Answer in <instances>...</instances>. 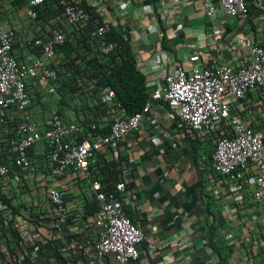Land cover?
Wrapping results in <instances>:
<instances>
[{
  "label": "built area",
  "instance_id": "2783aa9c",
  "mask_svg": "<svg viewBox=\"0 0 264 264\" xmlns=\"http://www.w3.org/2000/svg\"><path fill=\"white\" fill-rule=\"evenodd\" d=\"M24 1L26 17L34 21L38 8L45 0ZM174 1L178 6L186 2ZM200 2L208 18L213 17L218 9L231 19L249 18L245 0ZM83 3L92 9H100L101 14L107 13L105 0H58L63 18L61 27L82 25L91 20L90 12ZM261 20L262 16L255 17L256 30L263 29L260 27ZM118 23L116 19V24ZM113 27V23L105 21L103 25H96L89 31V43L103 55H107L115 47V43L105 39ZM145 29L151 32L157 29V25L150 23ZM203 34L206 35V31ZM17 38V33L6 28L0 21V121L3 122L8 117L9 111H12L10 121L17 119L12 136L5 144L6 151L13 156L14 166L22 172L21 176L19 172H11L7 166L0 165V191L9 190L10 194L21 191L20 183L24 174L33 170L29 150L38 146H42L43 151L46 148L49 155L47 173L50 177L60 178L73 170L89 183L97 211L85 220L92 222L97 229V240L94 243L96 257L112 255L116 264H134L139 259L136 246L145 239V234L130 221L124 211L122 195L127 192L128 177L118 182L114 191H104L98 181H90L89 170L95 162L97 152L109 147L116 150V146L139 130L144 115L153 106L152 101L161 100L175 113L177 129L209 137L214 143L211 156V167L216 175L213 199L218 203L220 216L241 219L237 223V229L222 233L224 247L236 252L244 264H264L255 260L257 256L264 257V239L250 244L252 234L242 221L245 218L244 210L252 207L248 209L254 211L251 220L261 223L264 236V131L255 125V113L251 110L246 113L244 105L248 93L264 86V36L262 44L237 36L230 38L235 54L231 60L221 64L207 63L197 54L189 57V69L182 65L170 66L168 53L149 60L137 58V66L146 77L145 87L149 91V99L142 111L127 115L121 105L115 102L113 89L106 86L99 93L100 103L109 108L105 123L103 126L89 123L86 127L79 123L64 122L56 110L50 112L48 120L42 126L28 111L30 98L26 87L30 81L49 93H55L52 83L57 78V72L51 67V61L55 48L65 40L63 31L51 29L44 38L37 37L29 41V55L25 60H19L13 55ZM154 72H160V80L151 79ZM259 96L264 98L263 93ZM256 109L261 114L258 119L264 122V100H259ZM105 128L108 131L101 132ZM46 197L53 209L52 227H61L70 216L65 203L66 193L52 187L46 190ZM5 209L7 208L0 192V212ZM80 211L83 212L82 209ZM10 216H0V220H11ZM13 225L16 226L15 221ZM8 229L9 226L5 225L2 231ZM32 233L33 242L38 234ZM200 239L202 245H207L208 239L204 233ZM32 242L29 243L32 245ZM188 246H191L188 240H181L172 244L171 248L178 252ZM155 250L156 248H151L150 252ZM32 251L37 257L36 245L32 247ZM187 258L184 252L180 253L179 264H185ZM33 259L34 257L30 258Z\"/></svg>",
  "mask_w": 264,
  "mask_h": 264
},
{
  "label": "crops",
  "instance_id": "0c3cea01",
  "mask_svg": "<svg viewBox=\"0 0 264 264\" xmlns=\"http://www.w3.org/2000/svg\"><path fill=\"white\" fill-rule=\"evenodd\" d=\"M245 1L250 8L248 19L228 18L219 9L213 17L208 18L200 0H186L180 6L174 0H105L107 13L103 19L113 23L114 27H117V19L123 30L134 34L133 51L137 58L149 60L161 56L163 51L160 50V41L163 34L171 49L168 52L170 66L182 65L189 69L188 59L194 54L207 63L221 64L231 60L235 54L230 45L232 37L262 44L264 0ZM20 3L18 0H0V21L6 28L17 33L13 55L19 60H25L29 55L28 42L41 36L43 30L29 21L25 6H20ZM164 8L166 11H163ZM259 15L262 16L261 31L256 30L255 25V17ZM150 23H155L157 29L148 32L145 27ZM162 26L164 30L161 33ZM160 78V72H154L151 77L156 80ZM26 89L30 98L29 113L39 125L44 126L50 111L58 109L64 122L96 123L99 126L105 123L104 112L94 110L87 99L70 97L66 105H60L59 100L63 98L60 99L56 93H48L33 81L27 84ZM256 92L254 90L247 95L244 105L246 113L250 110L255 113V125L264 131V122L258 119L261 114L256 109L259 102V94ZM11 113L9 111L8 117L12 120ZM174 115L172 110L168 113L162 105L154 104L136 134L116 146V150L110 148L105 152L112 157L118 149L119 155L128 160V176L134 179L135 187L125 194L123 201L127 216L145 233V239L139 245V259L134 264H179V255L183 252L188 256L185 264H216L219 256L207 246L208 243H200L201 229L204 228H201V224L205 220L202 201L212 203L211 209L218 216L214 223L212 242L220 249L224 264H244L236 252L223 248L222 233L237 229L241 219L220 216L218 203L213 199L216 175L212 172L211 156L214 143L209 137L185 130L178 131ZM43 154L42 146L36 147L32 160L38 164ZM168 156H173L174 161L168 159ZM38 167L41 168H33L24 174L22 190L16 193L17 200L32 207L42 218L49 219L47 224L51 232L56 228L52 227L53 209L48 203L46 190L52 187L63 190L71 222H64L57 231L64 236L65 240L61 241L63 243L74 239L73 244H70L74 250L72 253H64V257L72 254L73 259L74 255L77 264H116L112 255L96 257L94 243L97 240V229L94 224L84 222L82 218L83 212L80 209L84 211L86 204L93 202L88 181L73 170L60 178H52L47 173L46 165L41 163ZM199 206L203 209L200 214L197 213ZM250 208L244 210L245 218L242 221L252 234L250 244H253L252 241L257 242L264 239V236L261 223L251 220L254 211H249ZM78 240L82 246H78ZM181 240H188L191 246L178 252L171 248L172 244ZM41 244L42 248L38 252L43 253L40 257H44V263L58 264L48 243ZM151 248L156 250L150 252ZM263 259V256L255 257L259 262H264ZM69 264H75V261Z\"/></svg>",
  "mask_w": 264,
  "mask_h": 264
},
{
  "label": "trees",
  "instance_id": "16d2710c",
  "mask_svg": "<svg viewBox=\"0 0 264 264\" xmlns=\"http://www.w3.org/2000/svg\"><path fill=\"white\" fill-rule=\"evenodd\" d=\"M18 1L21 2L20 6H25L24 0ZM83 6L89 10L91 15V20L86 24L61 27L60 22L63 18L61 17V9L58 7V0H45L37 10L36 19L31 21L43 30V35L40 36L41 38H44L51 29H61L65 35L64 42L55 48V55L51 61V67L57 72V78L52 84L55 86L56 94L60 96V99L63 98L59 100V104H65V102L67 104L70 97L87 99L91 102L94 110H101L102 113L104 112V114L107 115V110H109V108L100 103L99 93L102 88L109 86L115 92V102L121 105L127 115L140 113L144 104L149 99V91L145 87L146 77L137 66V55L133 51L134 34L125 31V29L123 30L118 23L117 27L111 28L110 32L105 36L107 42L115 43L114 49L107 55L101 54L89 43V31L96 25H103L105 23L103 17L105 18L106 14H101L100 9L90 8L88 4L83 3ZM247 8L250 13L248 5ZM158 21L160 22L159 18ZM160 28L162 33L164 27L162 26ZM160 50L163 51V53H168L171 50L163 34L160 41ZM32 52L38 55L34 49H32ZM256 91V94H264V86ZM259 100L263 101L264 98L259 96ZM152 104L162 105L168 113L171 111L167 104L161 100L152 101ZM56 111L61 117L59 109ZM144 118L145 115L143 119ZM176 120L177 118L174 115V122H176ZM16 122L17 119L10 121L9 117H6L3 122L0 121V165H5L11 172L17 171L22 176V172L13 164V156L6 151L5 144V142L11 138L12 130ZM79 124L86 127L89 123L80 122ZM106 131H108V128L107 130L103 129L101 132ZM134 134H136V132L132 135ZM106 149L109 150L110 147ZM106 149H104L105 151L102 150L96 153L95 162L91 165L89 170V179L90 181H98L104 191H114L116 184L126 176V172L130 166L128 160L119 155L118 149V153L116 155L113 154L112 157H109L108 152L105 153ZM44 150V154L42 155L43 159H39L37 161L39 162L38 164L32 160V157H34V149L29 150V157L35 170L41 168L38 167L41 163L48 168V150L46 148H44ZM168 159L174 161L173 156H171V158L168 156ZM212 172L215 175L213 170ZM129 178L130 180L126 187L127 192L135 187L133 177ZM198 184L201 185L200 181ZM0 192L1 198L7 208L5 211L0 212V216L4 217L5 214H10L12 218L11 220H7V218L0 220V264H38L35 256L36 253L32 251V247L36 245V247L40 249L42 248L41 243L43 242L48 243L56 261L62 260L59 249L65 244L73 246L70 244L74 242L72 241L74 239L70 241L67 240L64 243L61 242L65 239H63L64 236L57 230H60L63 224L61 227L52 229L50 232L49 230L51 229L47 224L48 221L50 222L49 219L42 218L32 207H28L27 204L18 201L14 191L11 194L9 190ZM117 195L120 198L123 197V195L121 197L119 193H117ZM202 204L203 209H205V220L201 224V228L204 227L201 229V233H204L207 239H209L207 246L219 256L216 260V264H224V260L219 252L220 249L212 242L214 223L216 217L218 219V216L211 209L212 203L202 201ZM201 208V206L198 207L199 212L197 213L200 214V211L203 210ZM84 211L85 215L82 217L83 219L93 215V213L97 211L94 198L93 202H88L86 204ZM70 218L71 216H69L66 221L67 223L71 222ZM14 221L16 226L13 225ZM130 221L133 223L132 219H130ZM5 225L9 226V229L5 230V232L9 233L2 231ZM32 232L38 234V240L33 242L31 240V236L33 235ZM70 237H72V235H70ZM30 241L32 245L29 243ZM28 245H30V247ZM139 245H142V242L136 246L137 250H139ZM78 246H82L80 242ZM38 253L43 255L42 252ZM39 254L38 258L41 259ZM31 257H34L36 260H30ZM73 258H75L74 255ZM68 260V262H72V254L69 256ZM39 261L42 262L41 260Z\"/></svg>",
  "mask_w": 264,
  "mask_h": 264
},
{
  "label": "clouds",
  "instance_id": "9594fccd",
  "mask_svg": "<svg viewBox=\"0 0 264 264\" xmlns=\"http://www.w3.org/2000/svg\"><path fill=\"white\" fill-rule=\"evenodd\" d=\"M29 21H30V20H29ZM47 30H48V29H47ZM39 37H40V36H39ZM36 38H37V37H36ZM34 39H35V38H34ZM54 89H55V86H54ZM55 93H56V89H55ZM55 93H51V94H55ZM50 112H51V111H50ZM32 167H33V166H32ZM125 177H128V180H130V178H129L127 172H126V176H125ZM125 177H124V178H125ZM124 178H123V179H124ZM92 182H93V181H92ZM119 182H120V181H119ZM115 187H116V186H115ZM126 193H127V192H126ZM124 196H125V194H124ZM124 196H123V198H124ZM93 198H94V197H93ZM65 200H66V198H65ZM65 203H66V202H65ZM123 204H124V203H123ZM51 207H52V206H51ZM123 207H124V205H123ZM124 211H125V210H124ZM84 215H85V212L83 211V216H84ZM126 215H127V214H126ZM83 216H82V217H83ZM83 220H84V222H86L85 218H84ZM88 223H92V222H88ZM134 225H135V224H134ZM140 229H141V228H140ZM143 232H144V231H143ZM144 234H145V233H144ZM36 240H38V237L36 238ZM66 247L71 248L72 250H71V249L67 250ZM72 247H73V246L70 247L69 245H66V244H65V245H63V247H61V248L59 249V252H60V254L62 255V260L60 259V260H59L60 262L57 260V261H58V264H64V263H66V262H67V264L70 263V262H68V261H69V260H68V259H69L68 255L64 257L63 254H64V253H69V252L72 253V251L74 250V247H73V248H72ZM38 250H39V249H38ZM138 252H139V251H138ZM37 253H38V252H37ZM38 254H39V253H38ZM39 255H40V254H39ZM36 258H37L38 264H44V261H43V260H44V257L41 256V259H39V258H38V255H37ZM38 259L41 260L42 262H40ZM73 261H75V264H77V261L75 260V258H73Z\"/></svg>",
  "mask_w": 264,
  "mask_h": 264
},
{
  "label": "rangeland",
  "instance_id": "374dc122",
  "mask_svg": "<svg viewBox=\"0 0 264 264\" xmlns=\"http://www.w3.org/2000/svg\"><path fill=\"white\" fill-rule=\"evenodd\" d=\"M51 264V263H50Z\"/></svg>",
  "mask_w": 264,
  "mask_h": 264
}]
</instances>
